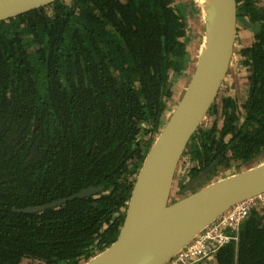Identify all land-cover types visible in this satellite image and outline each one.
I'll list each match as a JSON object with an SVG mask.
<instances>
[{
  "label": "trees",
  "instance_id": "16d2710c",
  "mask_svg": "<svg viewBox=\"0 0 264 264\" xmlns=\"http://www.w3.org/2000/svg\"><path fill=\"white\" fill-rule=\"evenodd\" d=\"M260 1L237 0L238 20L247 17L253 29L234 58L245 69L247 99L240 107L232 92L220 103L217 96L213 120L183 154L191 165L181 189L204 170L212 179L264 154ZM183 4L57 0L0 21V264H82L117 239L153 136L179 93L170 77L187 65ZM100 185L97 196L58 208L15 210ZM201 264H264V208L252 210L237 244Z\"/></svg>",
  "mask_w": 264,
  "mask_h": 264
},
{
  "label": "water",
  "instance_id": "95a60500",
  "mask_svg": "<svg viewBox=\"0 0 264 264\" xmlns=\"http://www.w3.org/2000/svg\"><path fill=\"white\" fill-rule=\"evenodd\" d=\"M55 1L0 0V21ZM194 2L203 13L204 23L194 71L188 74L184 93L175 98L178 100L174 109L153 138L134 182L117 239L82 264H166L231 206L264 193V161L202 186L201 182L210 180V171L204 170L181 191H175L180 161L220 93L234 57L238 32L237 0ZM102 191L101 185L90 186L66 198L15 210L42 212Z\"/></svg>",
  "mask_w": 264,
  "mask_h": 264
},
{
  "label": "rangeland",
  "instance_id": "374dc122",
  "mask_svg": "<svg viewBox=\"0 0 264 264\" xmlns=\"http://www.w3.org/2000/svg\"><path fill=\"white\" fill-rule=\"evenodd\" d=\"M180 2L184 1V3L187 5L185 6V4H183V8L182 10L184 11V13L186 14V19H187V35L189 38V42L187 44V49H188V56H187V65L186 68H188L183 72V74L181 75H177V74H172L171 75V81L175 84L178 85L177 90L179 91V93L183 92L186 88V85L188 84V74L189 73H193L194 68H195V62L197 61V57L199 55V49H200V45H201V40H202V36H203V30H204V23H203V15H201V12L198 8L197 5L193 4V0H179ZM196 4V3H195ZM193 5V6H192ZM193 7H196V10H193ZM246 29V30H244ZM240 30H244L245 32L249 34H252L253 29L252 27L249 26H244L243 23V27ZM237 35L241 38L242 35L241 33L237 32ZM249 36L245 39V41H248ZM237 55V54H236ZM234 58H236V56H234ZM190 60V61H189ZM189 63V64H188ZM236 64V59H234V65ZM237 65V64H236ZM235 65V66H236ZM238 67V66H237ZM239 68V67H238ZM239 72H236V74L238 76L234 77L231 74H228L229 77L227 76L219 93V98L217 100L218 103H220L221 101V96L227 95L228 93L232 92L233 94H238L237 96L239 97L240 102L245 100L246 97V93H247V89H248V85L246 83V81L243 79L245 71L244 69H242L240 67V69H238ZM182 90L180 91L179 90ZM177 91V92H178ZM177 92L175 94H177ZM178 93V94H179ZM175 95V97H173L170 101H168V108L165 110L164 113V120L166 121L167 118L170 116L172 110L174 109L177 100L175 99L177 96ZM213 120V117L211 115H207L206 118L203 120L204 125H207L209 121ZM153 138H155V134L153 136ZM260 161H264V157H260L259 159H255V161L253 160V162H251V166H253L255 163H259ZM191 163L188 160V156H184L182 159V163L180 165V167L178 168V171L176 172V178H177V184H176V188L175 191L180 188L181 189V185L185 180H184V176L187 173V169L190 167ZM249 166H244L241 169H237L235 166L231 167L230 169H227L225 171H223L220 175L215 176L214 178L208 180L207 182L203 183L201 182L200 185L205 186L207 184H209L211 181L213 180H217L218 178L222 177V176H226L228 174L240 171L242 169H245ZM187 178V177H186ZM196 188L194 187V190ZM184 193H186L183 190Z\"/></svg>",
  "mask_w": 264,
  "mask_h": 264
},
{
  "label": "built area",
  "instance_id": "2783aa9c",
  "mask_svg": "<svg viewBox=\"0 0 264 264\" xmlns=\"http://www.w3.org/2000/svg\"><path fill=\"white\" fill-rule=\"evenodd\" d=\"M254 208H264V193L238 202L196 235L166 264H201L215 259L226 244L239 241L241 225Z\"/></svg>",
  "mask_w": 264,
  "mask_h": 264
},
{
  "label": "flooded vegetation",
  "instance_id": "af4514ba",
  "mask_svg": "<svg viewBox=\"0 0 264 264\" xmlns=\"http://www.w3.org/2000/svg\"><path fill=\"white\" fill-rule=\"evenodd\" d=\"M261 2V4H263L264 5V0H261L260 1ZM239 23H244V24H249V20H248V18L247 17H244V18H242L241 19V21L240 20H238V22H237V25H239ZM249 36V42H250V40H251V38H252V34H249L248 35ZM249 45V44H248ZM248 45H246V46H248ZM245 46V47H246ZM236 48V47H235ZM238 48V47H237ZM243 48V47H242ZM242 48H240V50L238 51L237 49H234V54H235V50H237V52H239L240 53V51L242 50ZM189 54V53H188ZM188 56V55H187ZM234 56H236V54L234 55ZM232 63L230 64V69H229V71H228V74H231L233 77H234V75L235 76H238L237 74H236V72H239V70L238 69H240V66H241V64L236 60V66L234 65V57H233V59H232V61H231ZM239 68H238V67ZM187 68H185V70H186ZM244 69V68H243ZM184 70V71H185ZM244 71H245V69H244ZM227 74V76L229 77V75ZM226 76V77H227ZM243 79L246 81V83H247V85H248V89H247V93H246V97H245V100L247 99V96H248V90H249V84H248V80H247V78H246V76H245V74H244V77H243ZM238 94L236 93V94H234V96L237 98V100H238V104H239V106L240 107H242L243 106V104H244V102H245V100L244 101H242V102H240V100H239V97L237 96ZM263 157H264V154L262 155ZM262 156H259L258 157V159L260 158V157H262ZM259 162V161H258ZM244 166H247V165H245V164H243V165H240V167H238V166H235L237 169H241L242 167H244Z\"/></svg>",
  "mask_w": 264,
  "mask_h": 264
},
{
  "label": "crops",
  "instance_id": "0c3cea01",
  "mask_svg": "<svg viewBox=\"0 0 264 264\" xmlns=\"http://www.w3.org/2000/svg\"><path fill=\"white\" fill-rule=\"evenodd\" d=\"M239 32L241 33L242 37L240 38L237 35V40H236V44H235V47H236L235 49H237L238 51L240 50V48H242V47L248 45L249 43H251V41L249 42V39H248V41H245V39L248 37V33L247 32H245L244 30L239 31ZM213 262L215 263V260H213Z\"/></svg>",
  "mask_w": 264,
  "mask_h": 264
},
{
  "label": "clouds",
  "instance_id": "9594fccd",
  "mask_svg": "<svg viewBox=\"0 0 264 264\" xmlns=\"http://www.w3.org/2000/svg\"><path fill=\"white\" fill-rule=\"evenodd\" d=\"M221 87H222V86H221ZM202 123H203V122H202ZM202 123H201V124H202ZM181 160H182V159H181ZM177 171H178V170H177ZM212 261H213V260H212Z\"/></svg>",
  "mask_w": 264,
  "mask_h": 264
},
{
  "label": "bare ground",
  "instance_id": "6f19581e",
  "mask_svg": "<svg viewBox=\"0 0 264 264\" xmlns=\"http://www.w3.org/2000/svg\"><path fill=\"white\" fill-rule=\"evenodd\" d=\"M203 1V0H202ZM202 15H203V13H202Z\"/></svg>",
  "mask_w": 264,
  "mask_h": 264
}]
</instances>
